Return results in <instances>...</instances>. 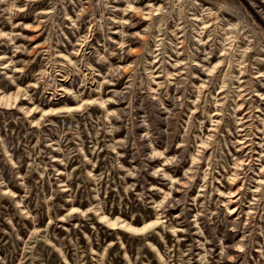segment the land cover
<instances>
[{
	"label": "rangeland",
	"instance_id": "rangeland-1",
	"mask_svg": "<svg viewBox=\"0 0 264 264\" xmlns=\"http://www.w3.org/2000/svg\"><path fill=\"white\" fill-rule=\"evenodd\" d=\"M0 264H264V0H0Z\"/></svg>",
	"mask_w": 264,
	"mask_h": 264
}]
</instances>
